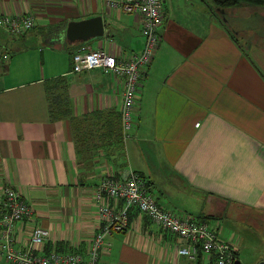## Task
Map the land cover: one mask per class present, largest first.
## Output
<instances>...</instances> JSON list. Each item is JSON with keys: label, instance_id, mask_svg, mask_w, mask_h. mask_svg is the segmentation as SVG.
Masks as SVG:
<instances>
[{"label": "crops", "instance_id": "crops-1", "mask_svg": "<svg viewBox=\"0 0 264 264\" xmlns=\"http://www.w3.org/2000/svg\"><path fill=\"white\" fill-rule=\"evenodd\" d=\"M254 7L242 11L247 15L227 9V28L213 0H164L132 136L104 148L92 144L121 131L124 77L100 68L72 72V56L104 49L130 59L144 46L141 15L107 0H0V13L35 21L18 37L0 28V205L11 186L34 206L22 240L29 225H42L51 236L38 252H87L102 226L95 186L105 172L132 170L162 207L202 219L231 240L240 264L264 262V13ZM95 16L104 19L102 36L67 39L69 22ZM58 77L57 95L67 105L56 113L48 87ZM79 130L80 144L91 149L77 150ZM128 216L125 231L106 235L97 264H213L204 254L179 255L184 240L138 208Z\"/></svg>", "mask_w": 264, "mask_h": 264}, {"label": "built area", "instance_id": "built-area-1", "mask_svg": "<svg viewBox=\"0 0 264 264\" xmlns=\"http://www.w3.org/2000/svg\"><path fill=\"white\" fill-rule=\"evenodd\" d=\"M108 4L126 13L141 15L143 49L130 59L120 60L104 49L76 51L72 56V72L100 68L106 73L124 77L121 106V135L123 142L132 136L135 125L134 111L137 107V92L142 70L153 59L160 42V28L163 25L164 0H107ZM32 15L0 13V28L14 37L21 36L34 27ZM0 205V258L13 264H97L105 237L112 231L123 232L128 228V211L138 208L164 230L180 236L184 243L177 253L190 259L201 254L211 257L213 264H235L236 249L231 240L221 235L217 228L199 218H188L162 207L150 191L148 180L132 170L122 176L105 172L94 188L93 200L102 226L94 236L87 252L63 251L56 247L48 252H38L45 244L51 229L42 225H29L27 238L22 240L21 231L25 223L31 224L35 208L24 194L11 186L2 191ZM112 200L123 201L116 211Z\"/></svg>", "mask_w": 264, "mask_h": 264}, {"label": "trees", "instance_id": "trees-1", "mask_svg": "<svg viewBox=\"0 0 264 264\" xmlns=\"http://www.w3.org/2000/svg\"><path fill=\"white\" fill-rule=\"evenodd\" d=\"M213 1H214L216 16L226 27L227 25H226L225 17L223 14L227 9L232 8V7L242 6V5H251V6H257V7L264 8V0H213ZM252 17L254 18V15H252ZM252 17L250 19H247V23L249 25H252V22H253ZM228 30L231 32V35L233 36V38L237 41L238 35H236L235 32L231 30L230 28ZM63 82H64V78L58 77V78L53 79L51 81V84L48 87L50 95L52 97V101L53 103H55L57 107L55 110L56 113L62 112L63 110L65 111V107L63 108V106L67 105V103H65V101L57 95L58 94L57 91L59 90V88H62ZM98 114L100 113H94L92 115V118L96 119ZM120 129H121V126H120ZM79 132L80 130L78 131V135L76 137L77 138V150L79 152H82L84 148L91 149L92 147H96V146H102L106 148V146L108 145H118V146L122 145L123 140L121 137V131H118V130L117 131L114 130L113 133H110L106 136H101L102 137L101 141L99 140L93 141V144H92L93 146L91 148H89L91 144L88 145V144H85L84 142L80 144L79 137H83V136L79 135ZM85 142L87 143V140Z\"/></svg>", "mask_w": 264, "mask_h": 264}, {"label": "water", "instance_id": "water-1", "mask_svg": "<svg viewBox=\"0 0 264 264\" xmlns=\"http://www.w3.org/2000/svg\"><path fill=\"white\" fill-rule=\"evenodd\" d=\"M105 33L104 19L102 16H95L92 18L71 21L67 25V39L70 42L87 41L96 36H102ZM235 264H240L236 259ZM261 264H264L262 262Z\"/></svg>", "mask_w": 264, "mask_h": 264}, {"label": "rangeland", "instance_id": "rangeland-1", "mask_svg": "<svg viewBox=\"0 0 264 264\" xmlns=\"http://www.w3.org/2000/svg\"><path fill=\"white\" fill-rule=\"evenodd\" d=\"M254 8H255L254 6H249V5L247 7L246 6L234 7L229 12L232 15H233V13L234 14H242V11L244 9H246V10H244L243 13H246L247 11L252 10ZM260 11H262L264 13V8H260ZM242 15H247V14H242ZM246 25H247V23H244L243 26L245 27ZM0 264H13V263H11V262H9V261H7L5 259L0 258Z\"/></svg>", "mask_w": 264, "mask_h": 264}]
</instances>
